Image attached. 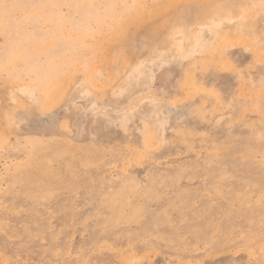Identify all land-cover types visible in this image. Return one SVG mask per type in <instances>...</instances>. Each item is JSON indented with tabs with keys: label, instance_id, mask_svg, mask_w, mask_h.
I'll list each match as a JSON object with an SVG mask.
<instances>
[{
	"label": "rangeland",
	"instance_id": "1",
	"mask_svg": "<svg viewBox=\"0 0 264 264\" xmlns=\"http://www.w3.org/2000/svg\"><path fill=\"white\" fill-rule=\"evenodd\" d=\"M0 264H264V0H0Z\"/></svg>",
	"mask_w": 264,
	"mask_h": 264
},
{
	"label": "bare ground",
	"instance_id": "2",
	"mask_svg": "<svg viewBox=\"0 0 264 264\" xmlns=\"http://www.w3.org/2000/svg\"><path fill=\"white\" fill-rule=\"evenodd\" d=\"M13 39V38H12ZM50 153V152H49ZM36 155V154H35ZM40 158V157H39ZM29 169V168H28ZM26 170V169H25ZM25 176H27V175H25ZM13 177V176H12ZM14 183V182H13ZM38 184V183H37ZM94 184V183H93ZM9 185H10V183H9ZM87 185V184H86ZM14 186V185H13ZM92 186V185H91ZM90 187V186H89ZM96 187V186H95ZM94 187V188H95ZM6 198H7V196H6ZM86 198V197H85ZM104 203H106V202H104ZM106 204H108V203H106ZM102 209V208H101ZM81 214V213H80ZM1 223H2V221H1ZM212 223V222H211ZM57 237V236H56ZM175 254V253H174Z\"/></svg>",
	"mask_w": 264,
	"mask_h": 264
}]
</instances>
